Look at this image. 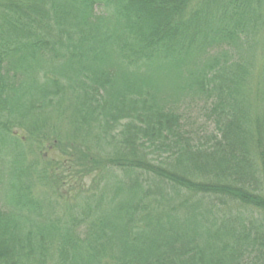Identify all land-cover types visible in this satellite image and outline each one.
I'll return each mask as SVG.
<instances>
[{
    "label": "trees",
    "instance_id": "trees-1",
    "mask_svg": "<svg viewBox=\"0 0 264 264\" xmlns=\"http://www.w3.org/2000/svg\"><path fill=\"white\" fill-rule=\"evenodd\" d=\"M0 264H264V0H0Z\"/></svg>",
    "mask_w": 264,
    "mask_h": 264
},
{
    "label": "rangeland",
    "instance_id": "rangeland-1",
    "mask_svg": "<svg viewBox=\"0 0 264 264\" xmlns=\"http://www.w3.org/2000/svg\"><path fill=\"white\" fill-rule=\"evenodd\" d=\"M151 80V82H153L155 85H156V87L158 88V85H159V83L156 81V80H154V79H150ZM159 89V88H158ZM160 90V89H159ZM161 91V90H160ZM181 97V96H180ZM180 97L179 98H177V102H180V101H182V100H184L185 98H182V99H180ZM16 102V108H15V110H19V112L21 113L22 112V110L23 109H26L27 107H28V105L30 104V100H29V98H27L25 95L24 96H20V100H17V101H15ZM193 106V105H192ZM194 107V106H193ZM31 110H33V109H31ZM31 110H29L28 112H30ZM38 112L39 111H36L35 112V115L38 117V119H39V121H40V123L39 124H41L42 126H44V125H47V124H49L50 123V121L51 120H49V119H46V115L45 116H40L39 114H38ZM183 112H186V109L183 111ZM182 112V113H183ZM186 116H187V118H188V121H189V125L190 126H187L186 128L187 129H189V128H199V126H197V125H202V126H206L207 124H208V122H207V120H206V118H204L202 115H200L199 113H191L190 114V111L188 112V114H186ZM19 133L21 132V131H18ZM26 144H28V141H24L23 143H22V145H23V147H22V150H20V152L22 153V162H23V164L22 163H19V165H17L16 167L19 169V168H24V169H26V172L28 173L29 172V167H30V165H31V163H32V161H33V155H32V153H31V151H29V148H28V146L26 145ZM26 147H25V146ZM50 151H52V149L50 150ZM16 179V178H15ZM90 177H88L86 180H87V182H89L90 181ZM75 182L78 184L79 183V181L78 180H75ZM74 183V182H73ZM83 184H86V181L85 180H80V185H83ZM79 185V184H78ZM125 195H127V192H125V193H123L122 192V194H120L118 197H117V201H116V203L114 204V206H112V207H115V206H117V204L120 202V200L125 196ZM106 202H108V200L106 199ZM106 208H111L110 206H109V204L107 205V207ZM223 213V216L226 214V212H222ZM53 235V234H52Z\"/></svg>",
    "mask_w": 264,
    "mask_h": 264
}]
</instances>
